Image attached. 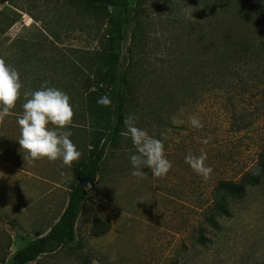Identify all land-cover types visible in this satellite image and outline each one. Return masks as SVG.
Returning <instances> with one entry per match:
<instances>
[{
    "label": "rangeland",
    "instance_id": "1",
    "mask_svg": "<svg viewBox=\"0 0 264 264\" xmlns=\"http://www.w3.org/2000/svg\"><path fill=\"white\" fill-rule=\"evenodd\" d=\"M224 2L130 0L131 25L119 48L122 68L135 84L128 115L163 139L172 168L163 178L147 167L144 178L133 176L129 157L136 149L124 137L109 150L89 190L75 241L30 264H264V162H257L264 147V83L231 92L232 102L218 91L192 103L181 80L178 106L169 97L192 52L188 44L208 18L216 22L224 8L245 5L264 12V0ZM112 31L110 17L73 0H0V58L19 71L23 84L12 114L0 122V264H11L18 250L48 232L68 204L89 158L88 79ZM45 81L71 98L75 116L66 130L82 153L71 167H61L60 160L26 162L20 150L23 93ZM192 116L202 129L190 126ZM201 150L213 169L207 182L185 162ZM251 171L249 185L228 196L231 215H216L218 182L240 181Z\"/></svg>",
    "mask_w": 264,
    "mask_h": 264
},
{
    "label": "trees",
    "instance_id": "2",
    "mask_svg": "<svg viewBox=\"0 0 264 264\" xmlns=\"http://www.w3.org/2000/svg\"><path fill=\"white\" fill-rule=\"evenodd\" d=\"M102 13L113 21L109 44L101 55L99 68L88 79L87 106L91 113L92 133L89 142V158L77 173V181L70 187L69 201L61 217L48 232L18 250L11 264H30L39 258L55 254L76 239L77 223L87 201L89 190L97 184L98 176L110 149L119 148L124 136V119L128 105L136 94L134 77L122 68L121 43L131 25L130 0H73ZM234 0H225V4ZM257 0H250V2ZM249 3V2H248ZM119 12V15H115ZM257 12L246 5L240 9L224 8L216 15V22L208 18L201 28L198 39L188 44L190 56L185 61V71L173 78L169 95L173 105L180 103L179 86L187 87L188 100L196 102L199 97L222 91L231 101V92H246L264 83V12ZM104 86L101 87L100 85ZM162 92H159V94ZM107 95L108 107L97 100ZM264 162V147L258 156ZM254 172H247L240 181L220 180L216 188L214 208L216 215L229 217V195H238L249 185ZM235 197V196H234Z\"/></svg>",
    "mask_w": 264,
    "mask_h": 264
},
{
    "label": "clouds",
    "instance_id": "3",
    "mask_svg": "<svg viewBox=\"0 0 264 264\" xmlns=\"http://www.w3.org/2000/svg\"><path fill=\"white\" fill-rule=\"evenodd\" d=\"M49 81L43 82L39 90H29L23 93L24 103L22 114L17 117L19 126L18 143L26 162L47 159L50 162L61 161V167H71L78 162L82 153L70 139L72 133L68 129L75 116L71 98L63 90L49 87ZM101 87L104 85L101 84ZM23 84L19 71L0 58V122L12 114L17 102L21 99ZM97 103L108 107L111 100L107 95L99 98ZM138 117L128 115L124 119L126 131L121 135L130 138L136 149V154L129 157L133 167L132 175L144 178L145 167L151 170L155 178L166 177L172 168V163L165 154L163 139L150 135L146 130L136 125ZM177 121L174 119L173 123ZM183 121H181L182 123ZM191 127L202 129L203 123L196 117L189 118ZM201 143H209L203 139ZM207 153H189L185 162L205 182L211 178L213 169L206 163Z\"/></svg>",
    "mask_w": 264,
    "mask_h": 264
}]
</instances>
